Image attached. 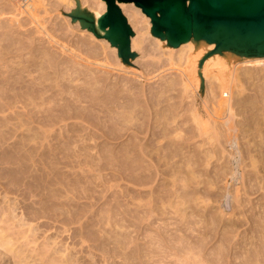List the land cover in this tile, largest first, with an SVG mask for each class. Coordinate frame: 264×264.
Here are the masks:
<instances>
[{"label":"bare ground","instance_id":"obj_1","mask_svg":"<svg viewBox=\"0 0 264 264\" xmlns=\"http://www.w3.org/2000/svg\"><path fill=\"white\" fill-rule=\"evenodd\" d=\"M43 1L44 0H0V15H5V19H3V17L1 18L5 21L0 20V187L3 188V190H1L4 191L5 196H8L7 194L9 193L14 194L15 200L18 203L26 205L27 210L34 219L47 218V220L57 221L60 215L63 214L62 206L66 205L70 207V203L72 201L75 202L73 197L69 196V193L68 195L63 194L64 188L62 190L61 186L64 181L63 179L61 180L59 176V168L57 169V165L53 160H48L47 158L46 160L43 158L42 152H40L42 148L40 147L41 150L39 148L41 144L51 143L52 141L81 144L91 142L96 144L103 143L107 148H104L103 152L97 153V156L99 155L100 157L116 160L117 158H123L122 160H124V158H131L132 160L135 158L139 159L141 156L148 154L146 146L152 144L151 142H154V140L157 142L165 140V143H171L176 141L175 139L177 138V141L181 139L179 137V132L183 124L180 121H178L180 123L176 122L175 125L172 124L176 115L174 116L173 113H170L169 109L171 107H168V104L172 106V102L169 101L171 96L168 92L172 90L174 85L179 84L182 89L181 91L187 93L186 95L189 96L194 94V92L199 93L204 100V104L207 102L212 103L210 105L211 107L213 104L215 106L221 104L226 111H232L234 106H243L241 104L245 101L243 97L237 98V96L233 97L231 95L232 84L234 82H242L244 80L242 79L243 75L253 79V77L256 76H254V71H261V73H264V55H244L232 50H221L210 53V55L198 65L202 56L208 50L214 48L213 43L207 42L204 39H195L191 37L176 47L168 45L165 39H161L151 33L150 19L139 7L135 6L133 3L119 2L118 5L121 11L126 14L127 20L134 29V34L130 38L131 49L137 48L139 57L149 56L151 58H157L158 61H161L160 66H163L162 64L165 63L163 62L164 60H162L164 57L166 59L165 61L176 66L175 70L180 75L179 79L176 78L177 76L172 77L170 75H163V77H159L160 80L159 82L157 81V84L152 85L154 84L152 83V86L148 85L147 89L141 88L139 86V81L140 78H145L144 67L151 66L153 62L143 61L144 63H141L136 59L134 61L140 65V69H137L134 66L124 63L122 58L118 55L116 45H111L110 41L104 36L96 38L93 34L84 30L91 41L88 40L87 37L83 40L75 39L73 41V29L75 26L80 25L77 21L75 22V26L70 24V20L61 24L59 22L50 21L52 19L47 20L46 17H40L42 13L39 14L42 8L45 13H49L51 10L53 11V9H60V7L63 6L62 4H64L65 9L70 11L71 15L83 17L84 15H80L82 14L80 7L85 5L92 11L94 25L102 35L104 30L98 27L97 21L99 16L103 15L105 12V2L103 0L100 1L97 6H89V4L86 3L88 0H83L82 2L80 0H54L51 4L50 2L43 3ZM40 5L42 8L39 10ZM58 11L60 12V10ZM55 13L58 14V12ZM85 25L86 24L81 22V27ZM57 31H59L58 35L56 34ZM69 37L71 38L67 39ZM93 40L97 43H94ZM149 57L147 60H149ZM15 59L19 61L11 62L15 61ZM256 65L260 66L253 67L256 70L251 69L252 66ZM240 70H242V72H240ZM207 80V88L211 87L208 93L206 90L205 92L201 90V87ZM240 84L242 86V83ZM146 85L147 84H145V86ZM215 87L220 88L222 94L220 97L224 95V99H220L219 96L215 99L216 97L212 95ZM241 92L242 88L238 90L237 95ZM153 95L155 97H163V101L167 104V106L161 110L156 107L159 110L158 112L155 111L156 113L149 111V100H151L150 98ZM246 97H248L247 94ZM252 97L251 99L248 97V101H250L248 103L253 102L251 104H254V102L257 101L254 100L255 97ZM161 101L158 100L159 103ZM183 103L185 104V102ZM147 105L149 107L146 108ZM255 109L258 108L255 107ZM194 115L197 117L196 113ZM177 116H179V114ZM211 119L213 118L211 117ZM181 120L184 119L181 118ZM198 120H200V118ZM200 122H198V124ZM213 122L214 121H212V123ZM227 123L226 125L229 124ZM229 127L231 126L229 125ZM144 132L148 134L144 137L145 142L141 141V136L139 135L142 133L144 134ZM201 132L203 131L201 130ZM210 132L211 131H209V133ZM230 144L231 146H236L237 139H235V137L233 139L231 138ZM103 145L101 146L103 147ZM166 146L168 145L166 144ZM28 151L32 152V154H30L32 156L27 154ZM72 151L73 150H71V152ZM149 151L151 152L152 150ZM86 153L85 155H87ZM92 154L94 155V153ZM161 154L160 156H162ZM99 156L98 158H100ZM163 157L164 156H162V159H164ZM102 160H104V158ZM257 160L254 161L257 162ZM229 169L231 168L229 167L228 170ZM229 174L231 178L239 175L235 169L230 170ZM173 175L174 174H172V176ZM119 177L122 178V175ZM92 178L91 180H93ZM110 179L109 177L108 180L110 181ZM102 180L105 182L107 181V179L104 178ZM68 181L70 182V180L67 179L66 182ZM71 181H73V179ZM136 192L133 193L129 190H125L120 195L132 201V199H137L138 195ZM71 193L73 192L71 191ZM151 195L153 194L150 192L149 196ZM182 195L185 194L182 193ZM227 198L228 196L226 195V203ZM178 199L179 198H177V200ZM180 199H182V197ZM84 200L86 199L84 198ZM172 201H168L167 204H169V207H173ZM161 203L164 202L161 201ZM183 203L185 202L180 201V206L178 204L179 207L176 206V201L174 203L176 206L173 208L174 212L181 218L178 220V223L182 221L181 225L174 222L176 224L174 229L178 232H185L187 229L197 231L193 236L190 234L191 239L187 238V236L184 237V235L181 236L180 232V237L176 240L178 242L186 239L191 241L188 242L190 245L187 244L184 246L186 249L182 251L185 261L187 262L186 264H198L199 262L203 264H233V260L237 257L233 252V239L223 240L218 237L219 239L217 238V240L213 237L215 234H211L212 230L215 229V226H217L221 220L213 215L208 221L198 217L199 219L196 220L195 224L199 223V229H196L193 226L194 224H192V226L187 224L188 226L183 228L182 224L183 226L185 225L183 219L185 220V218L188 217L186 207L181 208V206L184 205ZM113 204L115 203L113 202ZM164 204H162L163 207L165 206ZM168 206L165 207L168 208ZM154 209L155 208H153V210ZM160 210L162 211V209ZM160 210L157 211L160 212ZM63 215H65V213ZM191 215L193 214L191 213ZM71 221L73 220L70 219V222ZM225 225L228 227L224 230H227L231 224ZM241 241L242 243H246L245 239ZM195 248L199 250L196 252ZM193 249H195V252ZM259 254L261 253H258L257 256H259ZM245 256H247V254ZM197 257L199 259L198 261L195 260ZM188 259H191V262ZM243 263L244 262H242V264Z\"/></svg>","mask_w":264,"mask_h":264},{"label":"rangeland","instance_id":"obj_2","mask_svg":"<svg viewBox=\"0 0 264 264\" xmlns=\"http://www.w3.org/2000/svg\"><path fill=\"white\" fill-rule=\"evenodd\" d=\"M53 1L54 0H44L43 3L50 2L51 4ZM80 1L82 2L83 0ZM100 1L102 0H88L86 3L89 4V6H97ZM62 5L63 6L58 9L60 12L53 9V11L51 10L49 13H45L40 5L39 10L42 9L39 14L44 13L43 15L41 14L40 17L43 16L46 17L47 20L52 19L50 21L59 22L61 24L70 20L69 22L73 26L76 25L75 22L77 21L80 25L75 26L73 29V41L75 39L83 40L85 37L91 41L86 31L93 34L96 38L105 34V31L102 35L98 32L94 25V16L88 7L85 5L80 7L82 13L80 15H84L80 17L71 15L70 11L65 9L64 4ZM55 12H58V14ZM124 15L126 17V14ZM4 16V14L0 15V20L5 19ZM2 17L3 19H1ZM81 22L86 25L81 27ZM129 25L134 32L131 23H129ZM58 33L59 31L56 32L57 35ZM70 38L71 37L67 39ZM93 42L97 43L95 40H93ZM131 51H133L135 55L133 58H127L129 63L126 64L140 69V65L134 60L138 59L141 63H144L143 61L153 62L151 66L144 67L145 78H140L139 81V86L141 88L147 89L148 85L150 86L152 83H154L152 85L157 84L160 80L159 77L161 78L163 75H170L172 77L177 76V79L180 78V75L175 70L176 66L173 64V67L172 64L165 61L166 59L164 57L162 60H164L163 62L165 63L162 64L163 66H160L161 61H158L157 58H151L149 56L139 57L137 48L131 49ZM209 55L210 54L205 56L204 59ZM148 57L149 60H147ZM16 61L19 60L15 59V61L11 62ZM259 66L260 65L252 66L251 69H255L253 67ZM146 72L149 75H147ZM240 72H242V70H240ZM254 76L255 77L252 79L243 75V77L241 76L242 79H244L242 82H234L232 84L231 95L233 97L237 96V98L243 97L245 99L244 103L241 104L243 106H234L232 111H226L221 104H219V106L213 104L212 107L210 106L212 103L207 102L204 104V100L199 93L194 92V94L189 96L186 95L187 93L181 91L182 89L179 84L174 85L172 90L168 92L171 96L169 101L172 102V106L168 104V107H171L169 109L170 113H173L174 116L176 115L172 124L175 125L176 122H181L183 124L179 132V137L181 139L177 141V138L175 139L176 141L171 143H165V140H160L159 142L154 140V142H151L152 144L146 146L148 154L143 155L144 157L141 156L139 159L135 158L132 160L131 158H124V160H122L123 158H117L116 160L100 157L99 155L100 158H98L97 153L99 154V152H103L104 148H107L103 143L96 144L91 142L81 144L60 142V144L59 142L52 141L51 143L41 144L39 148H42V150L40 148V152H42L43 158L53 160L57 165V169L59 168V176L61 180L63 179L64 181H62L63 185L61 186L62 190L64 188L63 194L68 195L69 193V196H72L75 202L72 201L69 205L70 207L66 205H63L65 207L62 206L63 214L65 213L66 216L61 214L57 221L47 220V218L34 219L27 210L26 205L18 203L15 200L14 194L9 193L7 194L8 196H5L4 191H2L3 188L0 187V264H186L187 262L185 261L182 251L186 249L184 246L191 241L186 239L178 242L176 240L180 237V234L181 236L184 235V237L187 236V238L191 239V236L196 234L197 231L184 229L185 232H178L174 229L176 227L174 222L180 225L182 222L178 223V220L181 218L179 215L177 216V213H175L173 209L178 206L180 201L185 202L183 203L184 205L182 204L183 206H181V208L186 207L188 212V217L185 218V220L183 219L185 222L184 226L182 224L183 228L194 224L193 226L199 229V223L195 224L196 220L201 218L208 221L212 215L216 216L221 221L215 226L211 234H215L213 237L216 239L218 237L223 240L233 239V252L235 256H237L236 258L234 257L235 261L233 260V264H242V262H244L243 264H264V73H261V71H254ZM240 83H242V86ZM145 84L147 85L145 86ZM206 84L208 85V80L205 81L201 90H203V92L206 90L208 93L211 87L207 88ZM241 88L242 92L237 95L238 90ZM246 94L250 99L252 96L255 97H252L257 101L254 102L255 105L251 104L253 102L248 103L250 101H248ZM212 95L216 97L215 99L218 98L217 96H219L220 99L224 97V95L220 97L222 94L219 87L214 88ZM152 97L150 99L153 101L149 100L151 108L148 105L146 106V108L149 107V111L156 113L167 106V104H165L166 102L163 101V97H155L154 95ZM158 100L161 101L160 103L162 105ZM183 102H185V104ZM156 107H158L159 110ZM255 107L258 109H255ZM195 113L197 117H195ZM178 114L179 116H177ZM198 117L200 120H198ZM211 117L213 119H211ZM181 118L184 120H181ZM212 121L214 122L212 123ZM198 122L201 124H198ZM226 123L228 125H226ZM229 125L231 127H229ZM201 130L203 132H201ZM209 131L211 132L209 133ZM139 135L141 136V141L145 142L144 137L148 134L144 132V134L142 133ZM234 137L237 139V144L236 146H231L230 139ZM202 143L205 144L203 145ZM166 144L168 146H166ZM101 145H103V147ZM71 150L73 151L71 152ZM149 150L152 151L150 152ZM29 151L27 154L32 156L30 155L32 152ZM85 153L87 155H85ZM92 153H94V155ZM160 154L164 156L163 158L165 160L162 159ZM73 155L77 156L74 157ZM103 158L104 160H102ZM254 160H257V162ZM228 166L231 169L228 170ZM232 169H235L239 175L231 178L229 172ZM172 174L174 175L172 176ZM121 175L122 178L119 177ZM108 176L111 178V182L108 180ZM102 177L107 179V181H103ZM91 178L93 180H91ZM67 179L70 180V182H68L72 185L66 182ZM72 179L73 181H71ZM70 190L73 193H71ZM125 190H129L133 193L137 191V199H132L131 201L127 197H122L120 194ZM150 192L153 195L149 196ZM182 193L185 195H182ZM226 195L228 196L227 203L225 202ZM181 197L182 199H180ZM84 198L86 200H84ZM177 198L179 199L177 200ZM169 200L173 202V207L168 206L169 204L167 203ZM161 201L165 204L161 203ZM175 201L177 204L176 206L174 205ZM113 202L116 205L113 204ZM162 204L168 206V208L165 206L163 207ZM153 208L155 209L153 210ZM160 209H162V211ZM157 210H160L163 215ZM191 213L193 215H191ZM69 217L73 221L70 222ZM225 224H231L227 230H224L228 227ZM200 231L202 232L201 228ZM242 239H245L246 243H242ZM197 248H195L196 252L199 250ZM195 249H193L194 252ZM258 253L261 254L257 256ZM246 254L247 256H245ZM188 260L191 262V259ZM195 260L198 261V257ZM198 264L203 263L199 262Z\"/></svg>","mask_w":264,"mask_h":264},{"label":"water","instance_id":"obj_3","mask_svg":"<svg viewBox=\"0 0 264 264\" xmlns=\"http://www.w3.org/2000/svg\"><path fill=\"white\" fill-rule=\"evenodd\" d=\"M105 12L98 18V27L105 31L103 35L112 45H116L118 55L124 63L127 58H133L130 38L134 34L119 2H133L150 19V31L154 36L166 39V44L173 47L193 37L214 43V48L208 50L199 60L198 65L208 54L232 50L244 55H264V0H191L193 12H200L205 17L202 27L182 31L164 30L158 24V0H103ZM179 6L176 0L175 11ZM120 29L121 40L116 44L111 39L112 23Z\"/></svg>","mask_w":264,"mask_h":264},{"label":"snow or ice","instance_id":"obj_4","mask_svg":"<svg viewBox=\"0 0 264 264\" xmlns=\"http://www.w3.org/2000/svg\"><path fill=\"white\" fill-rule=\"evenodd\" d=\"M176 0H158V24L168 31H182L185 29H195L202 27L205 23V17L200 12H193L191 0H179V6L175 11ZM112 23L111 39L119 44L121 33L119 26Z\"/></svg>","mask_w":264,"mask_h":264}]
</instances>
